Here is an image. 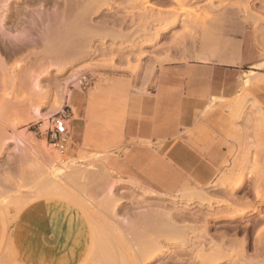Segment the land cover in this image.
<instances>
[{
    "label": "rangeland",
    "instance_id": "rangeland-1",
    "mask_svg": "<svg viewBox=\"0 0 264 264\" xmlns=\"http://www.w3.org/2000/svg\"><path fill=\"white\" fill-rule=\"evenodd\" d=\"M110 2H97L98 8L95 6L97 10L90 17L94 24L105 21L108 24L100 31L104 35H96L93 39L92 47L97 51L61 74L53 71L52 79L46 81L50 90L47 101L34 100L35 105H42L46 118L30 114L27 96L12 77L17 69L14 60L7 59L5 50L0 47V58L4 60L0 61V264H26L16 249L15 225L26 208L45 198L72 202L80 207L90 222L89 226L82 224L88 231L87 241H93L99 250L90 246L75 264H135L132 243L128 239L132 237L129 223L134 221L132 225H137L138 215L155 205L177 209V218L197 226V232L206 229L208 242L210 239L224 241L226 257L218 264H250L251 261L264 264V119L255 110L247 91L240 95V105L256 112V134L245 136L233 164L216 182L209 186L190 185L173 195L158 193L132 178L118 175L108 166L107 157L115 146L108 140L109 109L105 110L104 122L107 124L104 123L105 132L102 134L106 140L94 143L89 139L80 143V130L73 119L69 95H65L62 104L58 101L59 85L73 72L79 73L78 82L81 84L79 87L72 82L67 88V92L74 93L75 104L82 102V96L87 94L89 97L90 91L99 83L121 77L128 86L113 94V117L118 123L126 113L132 92L142 89L157 66L195 57L206 34L224 29L229 20L244 22L249 41H253L257 53L264 56V0ZM3 3L0 0V5ZM9 6L15 23L22 20L23 25H27L29 20L38 21L39 25L37 22L31 25L37 36L41 32L42 18L45 23L50 17L61 18L64 0H10ZM157 31L160 36L155 41L152 38ZM106 107L109 108L108 104ZM63 111L72 125V139L52 142L47 135L48 128L53 124V117ZM14 131L33 135L36 139L34 146H24L18 152L14 141L5 143ZM41 141H45L44 147ZM52 178L55 184L50 182ZM112 183L116 186L115 201L110 202L108 188ZM188 191L204 194L205 201L185 197ZM44 231L43 237L34 234L31 242H24L22 233L19 246L33 256L42 254L49 260L41 264H59L62 253L57 250L55 257L49 254L51 248L57 249V239L50 242L55 234L47 237L52 230ZM105 244H108L106 250L103 249ZM196 252L191 245L180 241H165L162 248L160 246L153 253V258L145 260V264H201L202 259Z\"/></svg>",
    "mask_w": 264,
    "mask_h": 264
},
{
    "label": "crops",
    "instance_id": "crops-1",
    "mask_svg": "<svg viewBox=\"0 0 264 264\" xmlns=\"http://www.w3.org/2000/svg\"><path fill=\"white\" fill-rule=\"evenodd\" d=\"M194 55L157 66L142 89L132 92L118 123L113 94L127 88L126 80L116 77L99 83L79 104L71 91L79 142L106 140L102 134L109 109L108 140L115 146L107 164L118 175L165 195L216 182L233 164L245 136L257 132L256 112L240 105L244 91L264 119V56L257 53L246 25L238 19L206 34ZM89 223L70 201L37 200L16 222V249L26 264L47 263L42 254L33 256L21 248L19 239L23 233V241L31 242L34 234L43 237L44 230L51 229L47 237L55 234L50 242L56 238L57 249L51 248L49 254L55 257L59 250V264H75L90 249L84 227Z\"/></svg>",
    "mask_w": 264,
    "mask_h": 264
},
{
    "label": "bare ground",
    "instance_id": "bare-ground-1",
    "mask_svg": "<svg viewBox=\"0 0 264 264\" xmlns=\"http://www.w3.org/2000/svg\"><path fill=\"white\" fill-rule=\"evenodd\" d=\"M2 1L4 3L0 5V11H2V15L0 16V47L5 50L7 59L12 60V62L14 60L13 64L17 69L15 72L16 74L12 73L13 75H15L12 76L14 77V79H12L18 82V85L16 86L22 87L20 89H22V91L24 90V94H26L29 101V108L31 109L29 110L30 114L32 116L46 118V114L42 111L41 108L42 105H35L33 103L34 100L39 99L42 103H45L47 101L50 95V90L46 87V81H50L52 79L53 71L61 74L68 68L74 67L76 64L97 51H94L96 48L93 50V39L96 35H100V31H102L103 28H106L108 24L107 21L102 23L100 22V24L99 22L97 24H94L90 17L98 8L95 5L97 2H105L110 4L111 0H64V9L61 13V18L59 17L58 19V17H50L48 21L46 20V23L45 19L42 18V21H40L42 22L41 32H39V35L37 36H35L31 25L37 24L38 21L29 20L27 21V25H23L21 20L20 22L22 25L20 26L19 21H16L15 23L11 19L12 13L10 12L11 8L9 6L10 0ZM132 1L133 0H131V2ZM135 1L146 3L150 2V0ZM177 1L181 3L188 0ZM24 8H26V6ZM10 22L12 23L10 24ZM35 27V29H37V26ZM106 35L109 36L108 34ZM159 36L160 31H157V33L154 35V38L152 39H155L156 41ZM2 59L3 57L0 58V61L4 62V60ZM106 64L105 66H107ZM79 79V73L73 72V74H71L64 82H62V84H60V81V85L58 84V88L60 89H58L60 91L58 101L60 104H62L65 100V95H69L71 93L70 91L67 92V88L72 82H76L75 86L81 87V84L78 82ZM10 140L15 142V148L18 152H21L22 147L24 148V146H34L33 142H36V139L33 137V135H29L27 133L22 134V132L17 133L15 131L11 136L5 139V143ZM40 144L42 147H44L46 143L45 141H41ZM27 147L29 148V146ZM53 180L55 179L52 178L50 182ZM53 183L55 184L54 181ZM115 187V184L112 183L108 188L109 196H107L109 197L110 202H112L113 200L115 201V198L113 199V196L115 194ZM184 196L188 198H199L205 201L204 194L197 193L196 191H188ZM108 197L106 199H108ZM155 206L145 209L138 215L139 217H137V225H132L134 221L132 223H129V227H131L129 231L132 232V237L129 236V233L128 239L132 243L131 249L134 253L133 257H135V264H145V260L153 258V253L156 252L160 248V246L162 248V244L165 241H180L186 245H191L193 248H195V250L197 251L196 253L202 259L201 264H218V262L226 257L225 253L227 248L224 241L210 239V241L208 242L207 230L203 229L201 232H197V226L191 225L187 222H181L175 215V211L177 209H170V207L167 208L166 206ZM127 222H129V220ZM137 244H139L140 247ZM107 245L108 244H105V247H103V249L105 248L106 250ZM93 247L96 248L95 243H93L92 241L91 248ZM97 248L96 249L99 250V247ZM154 248H156L157 250L155 249L154 251ZM250 264H253V261H251Z\"/></svg>",
    "mask_w": 264,
    "mask_h": 264
},
{
    "label": "built area",
    "instance_id": "built-area-1",
    "mask_svg": "<svg viewBox=\"0 0 264 264\" xmlns=\"http://www.w3.org/2000/svg\"><path fill=\"white\" fill-rule=\"evenodd\" d=\"M52 126L48 128L47 135L52 142H64L72 139L71 125L67 116L63 113H57L52 120ZM57 145V143H54Z\"/></svg>",
    "mask_w": 264,
    "mask_h": 264
}]
</instances>
